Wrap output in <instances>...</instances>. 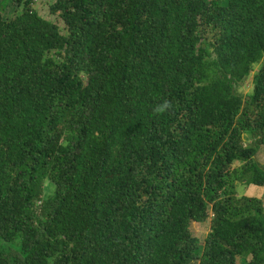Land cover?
<instances>
[{
	"label": "trees",
	"instance_id": "obj_1",
	"mask_svg": "<svg viewBox=\"0 0 264 264\" xmlns=\"http://www.w3.org/2000/svg\"><path fill=\"white\" fill-rule=\"evenodd\" d=\"M36 3L0 0V264H264V0Z\"/></svg>",
	"mask_w": 264,
	"mask_h": 264
},
{
	"label": "rangeland",
	"instance_id": "obj_2",
	"mask_svg": "<svg viewBox=\"0 0 264 264\" xmlns=\"http://www.w3.org/2000/svg\"><path fill=\"white\" fill-rule=\"evenodd\" d=\"M38 3H36V8L40 12L41 15L48 17L49 19L53 20V16L49 14V3L53 2L54 0H47V1H41L37 0ZM9 12V9H7V13ZM6 13V14H7ZM251 77L247 80V85L242 89L243 93L246 94L252 90V86L250 85ZM248 139V134L244 135V141L250 143V141H246ZM256 158L258 161L264 166V144L260 146L259 152L256 155ZM238 190L241 195L247 194L249 196H257L264 200V187L250 185V186H244V185H238ZM212 215V214H211ZM210 215V216H211ZM190 230L191 233L199 237L200 240L203 242L205 237L207 236L209 230H210V218L206 220L205 222H196L192 221L190 224Z\"/></svg>",
	"mask_w": 264,
	"mask_h": 264
}]
</instances>
